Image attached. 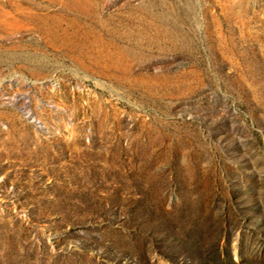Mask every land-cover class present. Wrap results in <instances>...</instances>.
Returning <instances> with one entry per match:
<instances>
[{
	"label": "rangeland",
	"instance_id": "obj_1",
	"mask_svg": "<svg viewBox=\"0 0 264 264\" xmlns=\"http://www.w3.org/2000/svg\"><path fill=\"white\" fill-rule=\"evenodd\" d=\"M0 264H264V0H0Z\"/></svg>",
	"mask_w": 264,
	"mask_h": 264
}]
</instances>
